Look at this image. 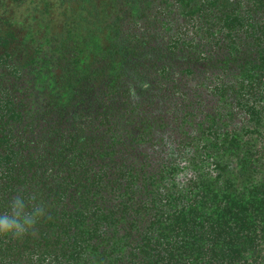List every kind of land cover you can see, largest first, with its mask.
<instances>
[{
    "label": "trees",
    "instance_id": "trees-1",
    "mask_svg": "<svg viewBox=\"0 0 264 264\" xmlns=\"http://www.w3.org/2000/svg\"><path fill=\"white\" fill-rule=\"evenodd\" d=\"M166 1L0 0V213L16 195L45 209L0 236V264H264V0ZM171 5L230 84L185 170H153L121 65Z\"/></svg>",
    "mask_w": 264,
    "mask_h": 264
},
{
    "label": "flooded vegetation",
    "instance_id": "flooded-vegetation-1",
    "mask_svg": "<svg viewBox=\"0 0 264 264\" xmlns=\"http://www.w3.org/2000/svg\"><path fill=\"white\" fill-rule=\"evenodd\" d=\"M166 2L169 4L170 0ZM176 11L177 7L171 5L169 12L157 18L158 22L143 26L140 35L145 44L142 42L144 45L133 56L126 53L128 56L123 63L127 57L130 60L121 65L127 73L133 71L140 75V81L126 80L130 87L121 93V102L125 103L119 102V107H123L119 114L128 123L126 128L139 125L146 116L149 127L143 125L140 133L135 132L134 150L148 155L146 163L154 166L153 170L171 161L177 162L179 169L185 168L195 146L201 143L199 131L208 121V110L212 109L213 114L215 98L211 92L218 82L230 84L229 76L221 71L219 52L214 51L215 55L208 52L206 46L200 47L201 35L197 28L200 24L187 25L180 14L174 13ZM195 94L199 96L188 103L187 98ZM127 97L137 102L127 104L123 101ZM143 99H149L150 103ZM209 106L211 109H207ZM195 111L198 112L196 117ZM170 119H175L173 126ZM146 130L148 140L141 141L139 136ZM178 151L189 155L181 161Z\"/></svg>",
    "mask_w": 264,
    "mask_h": 264
},
{
    "label": "clouds",
    "instance_id": "clouds-1",
    "mask_svg": "<svg viewBox=\"0 0 264 264\" xmlns=\"http://www.w3.org/2000/svg\"><path fill=\"white\" fill-rule=\"evenodd\" d=\"M44 215L45 209L34 194L27 197L16 195L9 204V210L0 213V236L23 238L30 235Z\"/></svg>",
    "mask_w": 264,
    "mask_h": 264
},
{
    "label": "rangeland",
    "instance_id": "rangeland-1",
    "mask_svg": "<svg viewBox=\"0 0 264 264\" xmlns=\"http://www.w3.org/2000/svg\"><path fill=\"white\" fill-rule=\"evenodd\" d=\"M207 78V77H206ZM169 112V111H168ZM198 114V112L197 111H195V114H194V117H196V115ZM175 119H170L169 120V122H170V125L171 126H173L174 124H175V121H174ZM175 142V141H174ZM187 143V142H186ZM188 144V143H187ZM194 146V145H193ZM192 146V147H193ZM178 147V146H177ZM180 148V147H179ZM189 150H190V148H189ZM178 154H181V161H184V159L189 155V153L188 152H182V153H180V151H178ZM179 158V157H178ZM180 161V162H181ZM168 163H164V165H167Z\"/></svg>",
    "mask_w": 264,
    "mask_h": 264
}]
</instances>
